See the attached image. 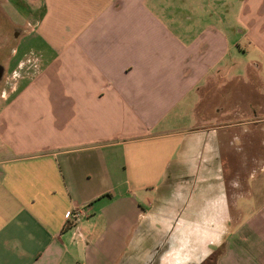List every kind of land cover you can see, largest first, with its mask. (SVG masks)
I'll use <instances>...</instances> for the list:
<instances>
[{
    "label": "crops",
    "instance_id": "1",
    "mask_svg": "<svg viewBox=\"0 0 264 264\" xmlns=\"http://www.w3.org/2000/svg\"><path fill=\"white\" fill-rule=\"evenodd\" d=\"M27 1L30 30L16 29L2 62L0 264H124L158 220L172 244V228L211 222L184 225L200 254L190 264L215 253L214 264H264V165L226 186L222 174L235 172L218 153L240 124L230 122V79L244 83L234 52L257 56L244 84L253 77L263 96L249 109L264 107V0H242L235 15L231 0H195L167 17L145 0ZM262 121L247 123L264 145ZM173 178L196 197L234 189L231 207L217 198L189 216L182 185L158 207ZM76 209L87 217L70 220ZM174 259L164 262L184 263Z\"/></svg>",
    "mask_w": 264,
    "mask_h": 264
},
{
    "label": "rangeland",
    "instance_id": "2",
    "mask_svg": "<svg viewBox=\"0 0 264 264\" xmlns=\"http://www.w3.org/2000/svg\"><path fill=\"white\" fill-rule=\"evenodd\" d=\"M195 0H145V2H142L141 4L146 8L154 7L157 9V15L158 17H167L169 13L173 14H179L181 15L180 11H182L186 6H193ZM241 2L242 0H231V9L233 14H238L240 8H241ZM188 6V7H189ZM30 7L31 4L27 0H0V62H4L5 59L8 58V52L14 47L13 37H14V31L16 29L22 31V29H27V31L30 30V23L29 21V13H30ZM161 9V10H158ZM164 9V10H163ZM228 9V6L223 8L224 11ZM235 13V14H234ZM231 23H235V19L231 20ZM25 39V37H24ZM22 37H19V41H23ZM4 44V45H3ZM2 45V46H1ZM234 56H236L239 60V62L236 61V66L234 67L233 73L238 74L242 77L244 83L247 82L249 78H246L247 72H251V70H254L253 67H250V62L253 58H256L257 56L255 53H252L251 55H242L238 52H234ZM230 54L227 55L226 60L222 63V66L224 69L231 70V61L229 60ZM262 67L264 69V62L262 61ZM3 68V67H2ZM262 71V70H260ZM231 72V71H230ZM231 76V73H230ZM229 80V79H228ZM231 80V85L229 86L231 89V118L230 122L232 123H240L238 126L231 128V139L235 137V141L231 143L230 146H223L222 142L218 145L219 146V155L222 157L220 165L223 168H229V171L235 172V174L228 173V174H222L224 181L226 182L229 180L228 177H230L231 180L236 179L235 181H241L245 177V173L248 170H251V168H259L261 165H264V145L260 143V140L262 138V135L260 132L254 131V127L256 126H249L250 124L247 123L251 119L256 120H264V107L263 109L259 111L251 110L250 107V100L252 102H256L257 99H262L258 94L254 92L252 94L251 87L255 85L252 82L249 85H245L244 83H238L236 80ZM264 87V82H263ZM252 97V99H251ZM5 102L3 98H0V112L4 109ZM233 107H239L233 111L235 108ZM263 125V121L261 126ZM259 126V125H258ZM264 127V125L262 126ZM248 129V130H247ZM219 138H222V134ZM215 143V142H214ZM212 143V145H214ZM217 143V141H216ZM208 154L209 152L207 149L204 151V164L203 167L207 166L208 162ZM10 153L7 152L5 147L3 146L2 141L0 140V159L4 156H9ZM188 160V159H187ZM179 169H187L190 170V166L188 163L185 162V164H178ZM183 166V167H182ZM238 175V176H237ZM235 177V178H234ZM240 177V178H239ZM264 177V174H263ZM215 181V180H214ZM169 188L164 193L161 191V194H159V199H156V204L159 207V205H162V203L166 200V203H172L176 200L172 195H177L178 191L180 190L179 187L182 185L183 192H185L187 195H192L191 197V206H189L190 210L188 209L187 213L190 214L189 216H192L193 210L195 212L202 210L201 213L206 214L212 210V203L216 202L217 198L226 199L228 201L229 206L231 207V201L233 199L234 194L236 191L234 189H225V191H222L221 193L216 189L214 191H205L204 196L201 194L200 196H195L194 191H191L189 187L191 186V183L183 182L180 184L176 178L171 180L170 183H168ZM188 187V188H186ZM241 187V186H240ZM240 191V190H238ZM196 192V191H195ZM219 192V193H218ZM217 193V194H216ZM166 197H164V195ZM165 199V200H164ZM178 201V200H177ZM213 201V202H212ZM193 202V203H192ZM193 204V205H192ZM177 208H172L168 213H176ZM231 212L232 209H231ZM161 218V217H160ZM184 218V217H183ZM185 219V218H184ZM206 222H184V225L187 224L189 227L190 225H203ZM157 227L158 230H156L153 234H151L149 240L145 238V236L141 237L137 247L132 248V253L127 255V259L125 258L124 264H147L148 258L153 253V248H159V251L161 252L159 258L161 259V264H166L164 262L165 258H169L171 255V259L178 258L177 262H184L183 264H190L189 262L193 260V262L198 261L200 254L196 252V249L194 246V242H196V237L193 238L189 237L186 234V226H182L181 228L175 230L174 228L171 229L172 233L169 234L175 242L174 244L170 243V240L167 242L163 239L166 232L170 229V224L164 223L163 221L158 220L157 221ZM207 225H211V222L206 223ZM168 235V234H166ZM170 239V238H169ZM165 242V243H164ZM154 246L152 247V245ZM194 246V247H193ZM195 249V250H194ZM199 251V248L197 249ZM176 251L180 253L177 254ZM195 251V252H193ZM165 255V256H164ZM217 253L213 255H209V257H203L204 262L202 264H214V260ZM164 256V257H163ZM167 256V257H166ZM174 259V260H175ZM187 263H186V262ZM176 262V260H175ZM160 264V261H159Z\"/></svg>",
    "mask_w": 264,
    "mask_h": 264
},
{
    "label": "flooded vegetation",
    "instance_id": "3",
    "mask_svg": "<svg viewBox=\"0 0 264 264\" xmlns=\"http://www.w3.org/2000/svg\"><path fill=\"white\" fill-rule=\"evenodd\" d=\"M18 30L14 31V34L18 33ZM3 71L2 68V61L0 62V74ZM6 82L2 79V76H0V87H4ZM161 252L159 251V248H155L153 253L150 255V257L148 258V263L147 264H158L159 263V256H160Z\"/></svg>",
    "mask_w": 264,
    "mask_h": 264
},
{
    "label": "built area",
    "instance_id": "4",
    "mask_svg": "<svg viewBox=\"0 0 264 264\" xmlns=\"http://www.w3.org/2000/svg\"><path fill=\"white\" fill-rule=\"evenodd\" d=\"M87 212L85 209H76L73 211V213L70 216V220L74 221L81 217H87Z\"/></svg>",
    "mask_w": 264,
    "mask_h": 264
},
{
    "label": "water",
    "instance_id": "5",
    "mask_svg": "<svg viewBox=\"0 0 264 264\" xmlns=\"http://www.w3.org/2000/svg\"><path fill=\"white\" fill-rule=\"evenodd\" d=\"M2 75H3V71L1 72L0 76H2Z\"/></svg>",
    "mask_w": 264,
    "mask_h": 264
}]
</instances>
